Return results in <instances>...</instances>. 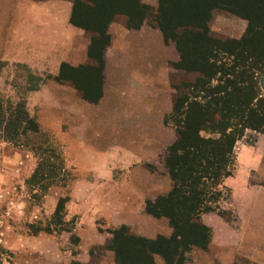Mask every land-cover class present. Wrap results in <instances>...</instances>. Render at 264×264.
Masks as SVG:
<instances>
[{
    "label": "crops",
    "instance_id": "crops-1",
    "mask_svg": "<svg viewBox=\"0 0 264 264\" xmlns=\"http://www.w3.org/2000/svg\"><path fill=\"white\" fill-rule=\"evenodd\" d=\"M143 1L157 5L155 0ZM74 11V0H0V76L6 67L18 69L10 74L22 88L16 101L25 102L30 117L66 143V160L76 172L68 217L82 238V252L75 263L90 264L92 247L108 241L98 228L99 219L105 220L110 234L123 227L149 240L169 238L173 233L167 218H156L146 210L148 201L171 192L173 182L166 169V175H155L146 165L154 163L176 139L175 129L165 120L173 109L170 63L177 57L162 32L148 23L139 29L128 27L125 21L110 23L102 97L90 103L77 87L58 81L65 66L76 69L92 64L91 36L73 23ZM262 145L264 162V139ZM4 158L10 165L6 163L8 171L31 174L36 169L25 165L21 153ZM242 172L238 170L223 183L230 198L222 210L232 220L226 221L218 212L201 215L212 237L207 251H192L190 264H234L238 257L259 263L264 258V208L253 203L258 197L264 199V186L239 182L247 177ZM1 173V181H6V172ZM244 202L245 211H240ZM15 229L5 232L9 251L39 254L44 259L53 249L62 264V247L48 235L51 232L25 235ZM106 251L109 264H116V253ZM156 261L165 264L161 257Z\"/></svg>",
    "mask_w": 264,
    "mask_h": 264
},
{
    "label": "trees",
    "instance_id": "trees-1",
    "mask_svg": "<svg viewBox=\"0 0 264 264\" xmlns=\"http://www.w3.org/2000/svg\"><path fill=\"white\" fill-rule=\"evenodd\" d=\"M177 1L178 12L166 0H160L156 18L154 9L141 0H74L72 21L91 36L92 64L76 69L65 66L58 81L77 87L85 100L97 103L102 97L107 29L118 17H124L130 28L139 29L148 23L159 29L166 44H175L180 56L176 69L189 76L195 74L176 88L172 112L165 120L176 131L165 158L172 190L154 202L148 201L146 208L156 218H167L173 233L169 238L149 240L126 227L111 232L109 249L116 253V264H156V257L165 264H186L195 248L207 251L212 231L202 223L201 215L218 212L226 221L232 220L231 214L219 205L230 198V190H225L223 183L234 175L236 145L246 132L264 134V80L259 82L257 72L251 71L259 63L262 66L264 60L249 63L254 57L249 38L215 42L208 38L206 23L213 2L188 9L185 5L190 0ZM231 57L238 59L234 65H228L227 58ZM1 101L0 98V134L2 128L22 135L40 132L25 102L19 101L8 113ZM57 157L54 163L40 157L30 184L39 185L64 171L57 165ZM60 209L61 200L56 214Z\"/></svg>",
    "mask_w": 264,
    "mask_h": 264
},
{
    "label": "rangeland",
    "instance_id": "rangeland-1",
    "mask_svg": "<svg viewBox=\"0 0 264 264\" xmlns=\"http://www.w3.org/2000/svg\"><path fill=\"white\" fill-rule=\"evenodd\" d=\"M166 1L170 3V8L178 12L176 8H178L179 2L177 0ZM210 1L213 2V8L209 11L207 10L209 12L206 23L208 38L214 40V42L221 39L241 41L245 38H249L248 45L253 49L254 53V57L249 59V63L253 65L256 60H264V0H190L189 4L185 5V7L188 9H194L195 6L202 8V5ZM141 2L154 9L153 15L157 18V13L161 9L160 0H155L157 3L155 7L147 5L143 0H141ZM198 4L201 6H198ZM116 20L124 21V17H118ZM167 46L170 52H173L177 57L176 61L170 63L172 68L171 82L175 91V99L177 95L176 88H179L183 83L187 82L188 78L191 79L195 74L189 76L177 70L175 65L179 63L180 56L174 43L170 42ZM221 58L222 57H220V59ZM227 59L228 65H234L238 60L232 57ZM256 68L255 71L252 69L251 71L257 72L256 76L258 81L261 82L264 80V63L262 66H260L259 63ZM13 70L18 72L17 68L6 67L5 71L0 76V92L3 90V92L0 93V98L2 99L1 103H3V106H5L4 109H6L8 113L15 110L12 108L17 106L18 102L16 100H18L19 96H22L20 81H14L10 75ZM217 85L218 83H214V86ZM261 93L264 97V87ZM39 128V133L28 131L27 134L24 135L17 134L14 130L5 129L4 131L3 128L1 130L0 264H60V258L56 256L53 249L48 252L46 256H43L44 259L41 258L39 254L24 256L9 251L6 248L5 232L9 231L11 228H16L14 230L16 233L20 232L25 235L47 234L46 230H50L51 234L48 233V235L54 236L57 244L62 247L64 253L62 264H76L75 262L82 252L80 248V246L82 247V238L73 230L72 222H70V218L68 217L72 211V181L76 176V172L74 173L72 171L66 160V143L60 140L49 129L40 125ZM168 131L170 132V130ZM263 139L264 134L249 131L246 132L245 136L237 143V149H235L236 163L234 173L236 175L238 170H243L241 174H244V176L247 174L246 180H244V178H239L237 179L239 182L242 181L246 184L250 183L259 188L264 186V162L261 158ZM162 143L163 142L160 141V145H162ZM17 152L23 155L25 165L33 164V168H36L40 157L45 156L51 163H54L58 155V160H56L57 165L63 168L64 171H59V175L56 178H52L49 181L43 180L39 185L34 186L29 182L33 173L27 174L24 170L22 172L19 170L12 172L13 169L8 171L10 165L4 157L8 154ZM166 155L167 151L162 153L154 163L146 165L152 174L166 175ZM252 159L255 160L256 163H253ZM6 163L9 166L7 169ZM240 167L243 168L240 169ZM1 170L6 172V181H1V179L4 180V174L1 173ZM223 188L228 190L224 186ZM60 200L61 209L59 212L57 214L56 212H54V214L51 213L50 209L53 207L55 211ZM155 200L156 199L153 198L150 201ZM253 201L254 205H258L261 209L264 208V199L262 197H258ZM225 202H227V200H223L220 203L219 206L221 209ZM244 207L245 202L239 207L240 211H245ZM97 224L100 232L108 237V241L104 246L92 247L90 251V264H109L111 259L107 255L106 250L109 249L113 236L107 231L108 229L104 219H99ZM36 231L39 232L36 233ZM187 258L188 262L186 264L192 263L194 254H192V252L189 253ZM241 260L244 261L242 264H264L263 257L259 263L244 257H238L235 263ZM156 264L162 263L156 261Z\"/></svg>",
    "mask_w": 264,
    "mask_h": 264
}]
</instances>
